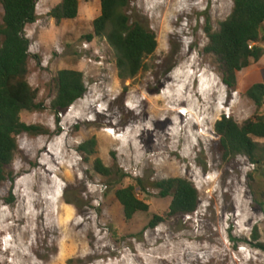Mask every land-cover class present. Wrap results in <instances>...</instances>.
<instances>
[{"label":"rangeland","instance_id":"374dc122","mask_svg":"<svg viewBox=\"0 0 264 264\" xmlns=\"http://www.w3.org/2000/svg\"><path fill=\"white\" fill-rule=\"evenodd\" d=\"M79 1L78 16L57 24L49 13L62 0H39V18L26 27L30 51L40 58L29 59L28 80L42 109L21 118L46 132L17 135L0 184V264H264L257 247L264 243V166L256 171L244 156L224 160L215 131L223 115L242 124L256 114L246 90L264 83V55L229 90L220 61L205 51L207 17L219 30L233 1L130 0L131 20L151 28L158 46L126 80L107 38L88 39L100 0ZM3 13L0 3V25ZM62 69L82 71L87 91L56 114L51 101ZM91 139L96 153H80ZM97 157L115 174L99 175ZM170 177L197 187L193 214L166 217L171 198L151 183ZM136 178L144 181L138 196L149 210L128 220L115 191ZM155 215L165 220L153 228Z\"/></svg>","mask_w":264,"mask_h":264},{"label":"trees","instance_id":"16d2710c","mask_svg":"<svg viewBox=\"0 0 264 264\" xmlns=\"http://www.w3.org/2000/svg\"><path fill=\"white\" fill-rule=\"evenodd\" d=\"M233 8L221 22L219 30H213L210 18L204 27L208 37L206 53L215 55L222 65L221 80L229 90L238 88V75L252 61H259L264 55V0H232ZM4 13L0 25V184L8 179L6 172L18 150L17 135L45 133L40 125L25 123L21 113L25 110L42 109L37 102L38 90L29 80L28 62L38 55L30 51L31 41L26 27L38 20L39 0H0ZM130 0H100V15L94 19V33L88 35L105 36L116 52V65L121 80L135 78L146 66V59L158 46L156 33L139 21H132L129 15ZM79 0H62L50 11L56 23L75 19L79 14ZM160 87L157 88V91ZM87 91L82 71L62 69L56 76V94L51 101V109L56 113L66 112L72 104L82 98ZM246 96L256 105V114L239 124L234 118L223 115L215 123L219 136V151L224 160L244 156L259 170L264 166V117L258 110L264 106V83H253L246 90ZM95 139L79 145L78 151L91 155L96 153ZM88 160V158H86ZM94 170L102 177L115 174L101 158H95ZM126 177L121 175L120 178ZM134 184L116 189L115 196L122 204L126 219L138 212H147L149 204L138 196L145 190L142 178ZM162 197H170L167 218L186 216L197 211L199 192L195 184L183 177H170L151 183ZM260 207L264 211V192L260 194ZM165 220L155 215L150 226L155 228ZM255 240H259L255 228ZM257 247L264 250V243Z\"/></svg>","mask_w":264,"mask_h":264},{"label":"bare ground","instance_id":"6f19581e","mask_svg":"<svg viewBox=\"0 0 264 264\" xmlns=\"http://www.w3.org/2000/svg\"><path fill=\"white\" fill-rule=\"evenodd\" d=\"M179 112H180V114H182V115H185V114L188 113L187 110H186L185 112H183V111L180 110ZM17 221L20 222L21 219H19V220H17ZM18 224H19V223H18ZM8 225H9V224H8ZM16 225H17V224L14 225V224L12 223V224H10L9 226H7V229H11L13 226H16ZM14 228H15V227H14ZM23 231L25 232V230H23ZM18 232H19L20 236H22V232L19 231V230H18ZM18 232H17V233H18ZM17 236H18V235H17ZM18 241H19V240H18ZM14 243H15V242H14ZM18 243H19V242H18ZM16 244H17V242H16ZM19 244H20V243H19ZM17 248H18V246H17Z\"/></svg>","mask_w":264,"mask_h":264}]
</instances>
